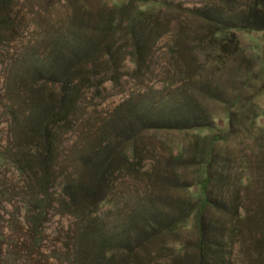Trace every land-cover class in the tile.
Instances as JSON below:
<instances>
[{
    "label": "rangeland",
    "instance_id": "374dc122",
    "mask_svg": "<svg viewBox=\"0 0 264 264\" xmlns=\"http://www.w3.org/2000/svg\"><path fill=\"white\" fill-rule=\"evenodd\" d=\"M144 1L0 0V264H264L255 1Z\"/></svg>",
    "mask_w": 264,
    "mask_h": 264
},
{
    "label": "trees",
    "instance_id": "16d2710c",
    "mask_svg": "<svg viewBox=\"0 0 264 264\" xmlns=\"http://www.w3.org/2000/svg\"><path fill=\"white\" fill-rule=\"evenodd\" d=\"M133 1H137V2H145L144 0H133ZM255 2H253L251 5L248 6V11L244 16V31L246 32H252V31H260V32H264V0H254ZM217 33V32H216ZM217 36V34L215 35V37ZM221 37V36H220ZM219 38V36H218ZM224 36L219 38L220 40H217V42H215V46H217L218 49L221 48L223 40H224ZM230 43L232 44V54H236V53H240L241 52V48L239 46V43L237 41V39L235 37L230 39ZM229 46V45H228ZM227 47V46H226ZM254 55L250 56V57H246L244 54V62H247L251 67L255 66L256 62H257V58L253 57ZM263 62H264V56H263ZM247 69L246 73L248 74V76H252V68ZM201 128V127H200ZM213 127H202V129H211ZM209 140L212 144H215L216 142H219L221 140H225L222 138V136L220 134H216L213 133L209 136ZM208 154H204L203 157L205 158V161L201 162L202 165V175H203V181L201 184V189L203 190V198L200 201V206H199V210L201 213V210L209 207L212 205V201L208 198V194H207V187H208V183L210 181V173H209V165L211 163V155L208 152H206ZM3 157L0 156V160H2ZM44 160V161H43ZM42 162L44 164L45 159H42ZM249 182L246 180L244 183V186H248ZM213 206V205H212ZM31 220V219H30ZM32 224H35L34 220H31ZM263 231H264V223L262 225ZM201 243L199 244L198 248L201 249V253L204 254L205 252V240H201ZM205 249V250H204ZM0 262H2L0 260Z\"/></svg>",
    "mask_w": 264,
    "mask_h": 264
}]
</instances>
